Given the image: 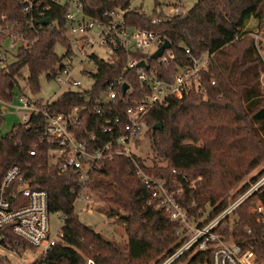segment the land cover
I'll return each instance as SVG.
<instances>
[{
	"label": "trees",
	"instance_id": "obj_1",
	"mask_svg": "<svg viewBox=\"0 0 264 264\" xmlns=\"http://www.w3.org/2000/svg\"><path fill=\"white\" fill-rule=\"evenodd\" d=\"M81 1L89 16L100 18L106 10L126 9L129 26L159 31L170 39L176 56L168 64L154 57L150 59L161 77L172 79L179 66L189 62L186 46L197 56L210 53V67L202 72L204 88L185 90L182 97L170 95L166 103L155 104L145 113L149 125L145 137L155 153L152 164L145 163L141 153L133 158L116 154L101 160L91 176L94 187L117 202L118 206L109 212L120 214L127 233L126 244L105 237L81 220L74 205L80 186L74 176L58 173L59 163L53 159L52 152L57 146L44 135L45 118L40 114L33 115L28 122H15L7 132H2L0 122V182L6 169L18 163L34 184L48 191L50 212L66 214L62 239L48 251L45 264H86L89 257L97 264H150L172 251L178 235L174 221L150 198L149 190L137 174L138 166L171 183L175 177L173 168L182 171L189 181L196 180V187L190 188L186 183L184 191L176 194L177 199L189 207L193 201L196 206H213L217 212L244 190L246 182L231 194L236 184L264 160V96L257 102L247 96L264 70V61L255 32L246 28L248 21L255 18L257 28L264 31V0H196L186 11L174 14L157 9L149 14L142 7L131 6V0ZM0 3L8 5L10 10L16 6V0H0ZM172 4V1L167 3L168 7ZM53 6L50 13L59 19L60 28L44 30L31 48L16 52L8 70L0 68V95L4 99L16 98L18 77L25 66L29 67V82L34 90L39 89L42 72L54 71V75L61 67L66 53L59 55L55 45L58 41L66 44L63 14L68 4L55 2ZM127 56L125 50H118L112 61L97 59V71L93 73L96 82L92 88L83 92L66 91L51 103L60 112L78 107L79 135L95 132L97 139L92 145L103 144L123 130L130 120L126 101L141 100L148 88L138 77L137 67L125 69ZM123 71L133 91L125 93L121 89L113 101L103 102L105 79ZM254 86L256 91L252 94L262 91L261 83ZM100 104L102 114L96 112ZM117 115L122 121L116 123L114 132H103L102 124L108 117ZM34 144H37L36 153L32 154L30 149ZM199 175L202 178L197 180ZM252 199L239 209L243 220L252 226V232L242 233L241 227L237 241L252 247L264 258L260 225L254 223L256 215L248 212ZM121 208L124 212H120ZM11 235L15 237L12 230Z\"/></svg>",
	"mask_w": 264,
	"mask_h": 264
},
{
	"label": "built area",
	"instance_id": "obj_2",
	"mask_svg": "<svg viewBox=\"0 0 264 264\" xmlns=\"http://www.w3.org/2000/svg\"><path fill=\"white\" fill-rule=\"evenodd\" d=\"M55 2L68 4V10L63 14L66 54L61 67L54 74L58 81L63 85L72 83L79 86L81 80L74 77L77 70L87 71L85 64H96L99 58L105 62L112 61L118 50H125L128 53L125 69L137 67L138 77L148 86L141 100L126 101L130 120L124 124L123 130L103 144L96 145H92L97 139L95 132L87 136L79 135L81 114L77 106L70 112H60L51 106V100L39 104L24 92L18 95V102L16 99L6 100L0 95L1 124L9 108L22 111L19 122H28L37 114L45 118L44 135L57 146L52 152L53 159L59 163L58 173L74 176L76 184L80 186L74 205L80 200L83 203L82 210L93 212L95 202L90 191L91 176L98 163L116 154L133 158L142 149L149 128L144 118L148 109L155 104L166 103L170 95L182 97L185 90H202V72L209 69L211 54L206 52L197 56L186 46L189 62L180 65L172 79H166L157 73L156 65L150 60L166 37L159 31L129 26L125 18L126 9L106 10L103 17L99 18L89 16L81 0H16L18 9L14 6L10 10L8 5L0 3V68L8 70L11 57L19 49H29L36 44L44 30L60 28L59 19L53 18L50 13ZM172 2L168 13L187 10L186 0ZM48 16H51V22L41 23ZM254 35L264 61V37L258 31ZM135 52L144 55L139 57ZM175 56L171 46L157 59L168 64ZM141 60L147 65H139ZM125 82L128 83L126 89ZM104 84L106 88L102 100L106 103L113 101L121 89L125 93L133 91V85L124 71L106 78ZM96 112L103 113L101 104L97 106ZM121 121L118 115L108 117L102 124V131L114 132L116 123ZM36 147L37 144H34L30 149L32 154L36 153ZM28 169L31 167L28 166ZM173 172L175 177L171 183L167 178L137 167V174L149 190L150 198L174 221L175 233L178 235L172 251L154 264H264V258L252 247L237 241L241 227L242 233L252 232V226L243 220L239 212L240 207L251 197L253 199L248 212L256 215L254 223L260 225L264 239V169L252 181H247L244 190L230 198L217 212H214L213 206H196L193 201L189 207L178 200L176 194L184 191L186 183L190 188L196 187V180L189 181L176 168H173ZM201 177L198 176L197 180ZM51 213L48 191L40 184H34L20 164H11L0 182V264H45L48 251L62 239L66 221V214L56 211L60 223L52 228ZM86 264L97 262L89 257Z\"/></svg>",
	"mask_w": 264,
	"mask_h": 264
},
{
	"label": "rangeland",
	"instance_id": "obj_3",
	"mask_svg": "<svg viewBox=\"0 0 264 264\" xmlns=\"http://www.w3.org/2000/svg\"><path fill=\"white\" fill-rule=\"evenodd\" d=\"M172 0H131V6H139L142 7L147 13L152 14L157 9L158 12L166 13L169 10L167 3ZM196 0H186L185 4L187 5V9L190 8ZM168 7V8H167ZM157 15V13H155ZM257 20L255 18H251L246 28L252 29L253 32H260V34L264 37V31H260L257 28ZM55 49L59 55H64L66 53V44L62 41H58L55 45ZM15 57L12 56L13 60ZM59 64L56 66V70L59 68ZM84 67V66H83ZM85 68L87 71L77 70L74 73V77L80 79L81 85L70 84H62V82L58 81L53 72L45 71L39 75V89L34 90L32 85L29 82L30 70L28 66H25L22 69V74L18 77V85H16V101L18 102V95L21 92L28 94L34 101H43L47 102L49 100L53 101L61 96L67 90L78 91L83 88H92L96 82V76L93 74L97 71L96 64H85ZM48 73H51L48 76ZM261 83V92H257L256 94H252L256 91L255 84ZM23 90V91H22ZM247 96L250 100L257 102L259 98L264 96V70L261 72L260 76L257 80L254 81L252 88L247 92ZM9 108L5 111L4 118L2 120V132H7L10 130L11 126L15 122H19L21 118L22 111H14ZM141 153L142 158L145 160V163L152 164L154 160L155 153L151 149L150 142L148 138H144L142 142V149L138 151ZM165 163V162H164ZM264 169V160L260 162L257 166H255L250 172H248L245 177L236 184V186L232 189L231 194L240 187L244 182L249 180L252 181V178L255 175H258ZM96 175V174H95ZM201 176V175H199ZM198 178V177H197ZM202 178V177H201ZM90 191L93 195L94 200V208L93 212L82 210L81 206L83 203L79 200L76 203L75 209L79 214L81 220L87 224L94 226V228L100 232L105 237H108L114 240L117 243L126 244L127 243V233L124 227V222L120 217V214H110L109 210L112 207L118 206L117 202L112 200L108 193L102 191L99 188L94 187L93 183L91 184ZM120 212H124V209H120ZM50 222L52 228L57 226L60 223V218L57 213L52 212L50 214ZM156 260H152L150 264H154Z\"/></svg>",
	"mask_w": 264,
	"mask_h": 264
},
{
	"label": "water",
	"instance_id": "obj_4",
	"mask_svg": "<svg viewBox=\"0 0 264 264\" xmlns=\"http://www.w3.org/2000/svg\"><path fill=\"white\" fill-rule=\"evenodd\" d=\"M51 20H52L51 16H48V17L42 19V20H41V23H43V24H47V23H50ZM171 46H172V42H171V40L168 39V38H166L165 41L159 46V48H158L156 51L153 52L152 56H153L154 58H158L159 56H161V55L163 54V52H164V50H165L166 48H169V47H171ZM139 65H147V64H146V62H145L144 60H141V61L139 62ZM127 87H128V83L125 82V83H124V89H126Z\"/></svg>",
	"mask_w": 264,
	"mask_h": 264
}]
</instances>
